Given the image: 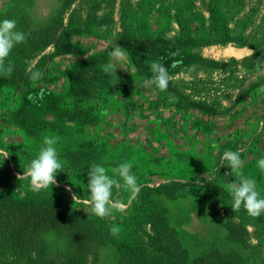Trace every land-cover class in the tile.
<instances>
[{"label": "rangeland", "instance_id": "374dc122", "mask_svg": "<svg viewBox=\"0 0 264 264\" xmlns=\"http://www.w3.org/2000/svg\"><path fill=\"white\" fill-rule=\"evenodd\" d=\"M5 18L26 42L0 77V148L10 152L0 190L36 192L17 176L55 136L63 167L45 192L87 214L96 234L81 253L50 230L0 264H264V213L232 211L237 177L220 166L225 150H240L264 198V0H0ZM113 31L127 56L106 74ZM153 61L168 66L166 91L144 86ZM122 162L133 164L138 198L113 188L125 210L96 217L77 202L87 172L95 163L111 175Z\"/></svg>", "mask_w": 264, "mask_h": 264}, {"label": "clouds", "instance_id": "9594fccd", "mask_svg": "<svg viewBox=\"0 0 264 264\" xmlns=\"http://www.w3.org/2000/svg\"><path fill=\"white\" fill-rule=\"evenodd\" d=\"M100 30L107 32L108 25H101ZM119 38L116 31H113L109 36L110 41L113 42L112 50L109 53L113 62L101 66L102 71L106 74L115 72L118 68L116 64L126 59V51L117 43ZM25 42L26 34L17 30L15 20L8 18L0 20V77L9 78L12 75L14 65L11 62L6 63V61L12 49L17 44ZM169 55L170 57L179 55V51L171 52ZM171 67H176V65L172 64ZM150 68L152 76L144 81V86H154L160 91H166L171 79L168 66L159 61H153ZM27 71L30 74L29 79L33 82L39 81L43 77V73L35 68V65L28 68ZM37 98L41 100L44 98V89H41L35 95L30 94L28 96V99L33 103L37 102ZM57 140L58 138L55 136H44L43 146L26 165L22 174L17 176V179H27L33 191L46 190L57 184V172L61 171L63 167L61 160L58 158ZM9 156V150L0 148V157L3 160ZM223 165L230 168V171L225 173L226 176L235 173L237 177L236 180L227 183V191L232 197L230 205L232 211H239L243 207L249 216L259 217L261 213H264V198H261L260 193L257 191L256 181L244 175L240 150H225L220 160V166ZM258 167L264 171V157L258 160ZM132 168L133 164L131 162H122L111 169L112 174L110 175L103 165L92 164L87 172L88 197L77 202L84 204L93 215L99 218L107 217L113 211L123 212L125 204L118 199H113V188L125 190L130 201L138 198L140 184L137 176L132 172ZM214 179V175L208 177L209 183ZM113 231L116 230L113 229Z\"/></svg>", "mask_w": 264, "mask_h": 264}, {"label": "trees", "instance_id": "16d2710c", "mask_svg": "<svg viewBox=\"0 0 264 264\" xmlns=\"http://www.w3.org/2000/svg\"><path fill=\"white\" fill-rule=\"evenodd\" d=\"M45 191L28 190L19 196L0 190V263L7 252L20 255L36 248L41 235L50 230L66 236L76 252L90 249L96 233L90 230L88 215Z\"/></svg>", "mask_w": 264, "mask_h": 264}]
</instances>
